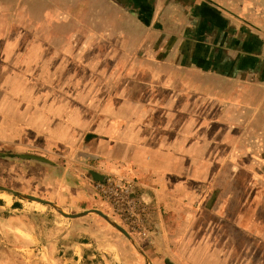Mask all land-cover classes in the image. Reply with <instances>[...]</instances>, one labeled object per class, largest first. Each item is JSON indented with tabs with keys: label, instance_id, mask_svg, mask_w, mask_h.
Returning <instances> with one entry per match:
<instances>
[{
	"label": "crops",
	"instance_id": "0c3cea01",
	"mask_svg": "<svg viewBox=\"0 0 264 264\" xmlns=\"http://www.w3.org/2000/svg\"><path fill=\"white\" fill-rule=\"evenodd\" d=\"M61 37L68 39L51 67L23 64L20 73L0 57V161L10 157L23 176L32 167V195L63 208L45 185L41 165L50 161L15 152L54 149L57 128L64 127L70 149L93 150L96 162L88 167L98 173L96 182H136L154 207V222L160 218L164 226L160 240L176 244L178 260H246L231 252L235 241L227 231L217 238L216 229L202 230L198 215L223 213L231 224L236 209L228 204L235 201L238 208L245 203L240 212L252 214V226L264 228V0H0V54L36 53L47 42L52 55ZM76 64L80 83L97 88L96 95L72 97ZM58 68L69 101L60 114L36 107L37 99H60ZM42 80L49 91H39ZM74 99L81 100L80 111L73 110ZM52 165L62 179L63 169ZM87 183L76 190L84 192ZM34 205L0 191L1 220H20ZM256 239L264 244V233ZM196 244L204 246L198 254Z\"/></svg>",
	"mask_w": 264,
	"mask_h": 264
},
{
	"label": "rangeland",
	"instance_id": "374dc122",
	"mask_svg": "<svg viewBox=\"0 0 264 264\" xmlns=\"http://www.w3.org/2000/svg\"><path fill=\"white\" fill-rule=\"evenodd\" d=\"M25 23L27 24V22ZM67 39L68 38L61 37L56 40L55 46L58 51L54 52L52 55L46 52L47 42H45L44 45L43 42H41L40 46H38L37 49L35 48L36 53L20 51V53L0 54V57L3 59L1 64H13L12 67H14V69H19L17 71L20 73L26 70L20 69L21 67L24 68L23 64L27 67H31V64H46V66L49 65L51 67V63H55L53 61L59 62L61 59L62 54L59 50L64 47ZM41 40L45 41L48 40V38H41ZM16 48L17 47H15V49ZM76 65L77 69H73L72 76L73 83L75 84L71 92L72 97L77 99L81 98L79 96L84 91L96 95L97 88L94 89L87 84L80 83V64ZM109 65L110 64H108V66ZM112 66L113 64H111L110 67ZM106 70L110 71L108 67H106ZM101 71L104 72V69ZM123 72L124 71H122V73ZM138 75L140 78H143L142 73ZM61 76L64 77L61 78ZM85 76L87 75L85 74ZM53 80L56 84L57 91L60 93V99L54 103L49 102L48 98L44 101H39L40 99H37L36 107L41 110H57V112H59L58 114H60L61 111L64 110L65 104L69 103V101L64 100L63 93L68 82L65 79L64 71L60 68L54 71ZM105 85V83L101 85L99 91L103 90L105 92ZM39 91H49V84L42 80L39 85ZM20 103L24 104L25 102ZM81 103V100L74 99L72 102L73 110L80 111ZM93 103L94 101L88 99L83 101V104L90 107ZM25 107H27V105ZM16 108L24 107L18 104ZM56 134L57 137L54 136V142H56L57 145L54 149L24 148L16 150L15 153L18 152L17 154L21 153L25 156L45 158L47 161H50L49 163L51 165H41L45 168L47 178V184L45 185L48 186L49 189H54L52 197L57 196L59 200L64 202L63 208H58L61 212L72 213L83 207L100 209L127 227L140 247L144 250L148 262L151 264H219L218 262H206L204 260H192L190 262L187 260L185 262L178 260L175 253L176 244L171 245L173 255H169L171 254L169 250L171 247L168 246L166 238L162 240L159 238L158 230H164V226L160 218L154 222V207L141 198L138 189H136V182L132 180L130 181L134 184V193L137 200L139 199L145 205V227L147 228L146 232L150 233V237L149 235H143L145 230L141 231L138 228H131L128 216L120 214L95 189L98 173L93 168L88 167L90 162H96V159H94L92 155L93 150L87 151L86 149H78L77 147L75 149H70V145L65 144L62 138L64 135V127L59 126ZM41 143L48 145V142L42 141ZM2 150L3 149H0V151ZM13 157L18 158L19 156ZM7 158H3L0 161V174L6 173L7 170L9 172L7 174L8 177L4 176L0 184L7 185L10 188L12 187V189L17 192L30 193L32 195L33 191L31 190H34V185H30L28 180L31 178H35L36 180V177L29 176V174H34L35 170L28 165L27 169L24 171L28 175H20V165L18 163H11L12 160H7ZM68 158L74 159L71 161L73 164L69 163L70 160ZM52 161L63 169L64 176L62 175V179H60L61 170L58 171V167H54ZM38 172L36 168V173ZM86 173L88 177H91V180H94L92 183L90 182L93 188H90L91 185L88 184L86 180H83L85 179L84 176ZM43 175L44 172L42 171L40 176ZM58 180H60V182ZM80 181L87 183L84 192L76 190ZM19 185L22 187L30 185L31 189H20ZM21 190L24 191L21 192ZM40 190H42V192L45 191L44 188H40ZM228 198L229 197H227V199ZM86 200L89 201V204L86 203L84 206H81ZM34 204L35 205L29 210L28 214L22 216L20 220H9L7 222L0 219V264H140L136 250L125 236L97 216L83 214L76 219L66 220L56 216L47 205L40 202H34ZM212 204L215 205V203ZM234 204L235 205L231 203L228 204V210H231L230 206H233V210L236 209L231 224L224 223L223 213L199 214L198 218L200 220L198 222L201 224L202 230L210 231V229H216L218 231L217 238L221 237L223 231H227V235H230V240L235 241L233 244L234 249H232L231 252L234 254L238 252V257L248 255L247 259L244 261H233L229 262V264H264L263 258L258 260L259 257H263L264 255V244H255L258 241V239H256L257 237L262 239L264 228L261 229L259 225H255L256 227L252 226L249 219L252 214H241L242 212H240V210L242 209V204L244 205L245 203H242L240 208L237 207L235 201ZM45 208H47V210ZM241 226L242 228H240ZM245 229H248V234L241 235V232ZM261 234L262 237L260 236ZM203 247L204 246L198 247L197 244L195 245L197 254L203 250ZM195 255L196 254L193 256Z\"/></svg>",
	"mask_w": 264,
	"mask_h": 264
},
{
	"label": "built area",
	"instance_id": "2783aa9c",
	"mask_svg": "<svg viewBox=\"0 0 264 264\" xmlns=\"http://www.w3.org/2000/svg\"><path fill=\"white\" fill-rule=\"evenodd\" d=\"M95 189L120 214L128 216L131 228L145 230L143 235H148L144 219L145 205L137 200L131 181L111 177L104 182H96Z\"/></svg>",
	"mask_w": 264,
	"mask_h": 264
},
{
	"label": "water",
	"instance_id": "95a60500",
	"mask_svg": "<svg viewBox=\"0 0 264 264\" xmlns=\"http://www.w3.org/2000/svg\"><path fill=\"white\" fill-rule=\"evenodd\" d=\"M0 191L9 193L13 195L14 197H17L19 199L28 201V202H40L45 205H47L54 213L56 216L66 219V220H73L76 219L83 214H92L94 216H97L98 218L102 219L112 227H114L116 230H118L125 238L130 242V244L133 246V248L136 250L140 264H146L148 262L147 256L144 252V250L140 247L138 242L135 240L131 232L127 229V227L122 224L120 221L117 219L109 216L108 214L104 213L98 208L94 207H83L80 210L72 213H63L60 210H58V206L51 201L50 199L43 197V196H36V195H26L20 192H17L10 188L7 185L0 184Z\"/></svg>",
	"mask_w": 264,
	"mask_h": 264
},
{
	"label": "bare ground",
	"instance_id": "6f19581e",
	"mask_svg": "<svg viewBox=\"0 0 264 264\" xmlns=\"http://www.w3.org/2000/svg\"><path fill=\"white\" fill-rule=\"evenodd\" d=\"M59 210V209H58ZM146 264H151L150 262H147Z\"/></svg>",
	"mask_w": 264,
	"mask_h": 264
},
{
	"label": "trees",
	"instance_id": "16d2710c",
	"mask_svg": "<svg viewBox=\"0 0 264 264\" xmlns=\"http://www.w3.org/2000/svg\"><path fill=\"white\" fill-rule=\"evenodd\" d=\"M27 160V159H26Z\"/></svg>",
	"mask_w": 264,
	"mask_h": 264
}]
</instances>
